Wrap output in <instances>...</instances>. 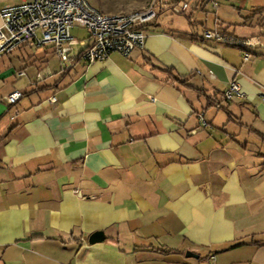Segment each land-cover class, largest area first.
<instances>
[{
    "label": "crops",
    "instance_id": "obj_1",
    "mask_svg": "<svg viewBox=\"0 0 264 264\" xmlns=\"http://www.w3.org/2000/svg\"><path fill=\"white\" fill-rule=\"evenodd\" d=\"M188 1L128 57L86 61L89 35L67 68L52 45L0 57V264H264V51L202 37L263 33L264 7Z\"/></svg>",
    "mask_w": 264,
    "mask_h": 264
},
{
    "label": "built area",
    "instance_id": "obj_2",
    "mask_svg": "<svg viewBox=\"0 0 264 264\" xmlns=\"http://www.w3.org/2000/svg\"><path fill=\"white\" fill-rule=\"evenodd\" d=\"M213 2L217 8V1ZM163 11L188 15L191 5L188 0H151L147 8L131 12H104L88 0H32L6 5L0 9V57L28 42L36 46L52 45L67 68L75 58L73 51L77 40L71 35L75 25L86 27L90 33L89 42L80 51V56L86 61H102L113 52L128 57L134 49L144 48L145 27L155 22ZM202 37L241 49L245 60L253 49L264 51V32L239 36L215 27L204 29ZM22 96L20 89H14L6 100L14 104ZM243 96L240 85L234 80L223 92L226 101ZM50 100L54 102L56 97ZM199 119L206 124L203 115H199ZM206 264H216L215 256L210 255Z\"/></svg>",
    "mask_w": 264,
    "mask_h": 264
},
{
    "label": "rangeland",
    "instance_id": "obj_3",
    "mask_svg": "<svg viewBox=\"0 0 264 264\" xmlns=\"http://www.w3.org/2000/svg\"><path fill=\"white\" fill-rule=\"evenodd\" d=\"M93 6L104 12H131L136 10H141L140 4L144 2L147 4L145 8L149 6L151 0H88ZM220 4L224 5V8L218 10L219 17L232 22L238 23L240 21V16L238 14V7H242L240 10L243 12H248L254 8L264 7V0H220ZM142 8V9H145ZM172 14V13H171ZM167 13L164 16L165 20L173 19L175 24L177 23H186V18L180 16L181 14H173ZM179 15V16H176ZM213 17L209 15V20ZM238 27V24L236 25ZM71 35L78 40H86L88 39L89 31L87 28L75 27L71 29ZM78 47H80L78 45ZM77 51V48H75Z\"/></svg>",
    "mask_w": 264,
    "mask_h": 264
},
{
    "label": "water",
    "instance_id": "obj_4",
    "mask_svg": "<svg viewBox=\"0 0 264 264\" xmlns=\"http://www.w3.org/2000/svg\"><path fill=\"white\" fill-rule=\"evenodd\" d=\"M103 238V234L101 232H96V233H93L90 235L89 237V241L91 243H94V242H97L99 241L100 239ZM187 256H194V257H197V255H194L193 253L191 252H187Z\"/></svg>",
    "mask_w": 264,
    "mask_h": 264
},
{
    "label": "trees",
    "instance_id": "obj_5",
    "mask_svg": "<svg viewBox=\"0 0 264 264\" xmlns=\"http://www.w3.org/2000/svg\"><path fill=\"white\" fill-rule=\"evenodd\" d=\"M256 242V241H255Z\"/></svg>",
    "mask_w": 264,
    "mask_h": 264
}]
</instances>
